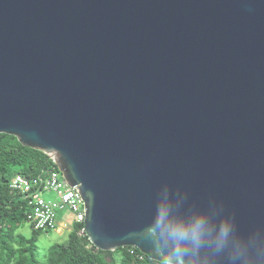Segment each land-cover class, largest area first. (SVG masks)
I'll list each match as a JSON object with an SVG mask.
<instances>
[{"label":"water","instance_id":"water-1","mask_svg":"<svg viewBox=\"0 0 264 264\" xmlns=\"http://www.w3.org/2000/svg\"><path fill=\"white\" fill-rule=\"evenodd\" d=\"M48 155L99 251L167 191L264 230V0H0V135Z\"/></svg>","mask_w":264,"mask_h":264},{"label":"clouds","instance_id":"clouds-1","mask_svg":"<svg viewBox=\"0 0 264 264\" xmlns=\"http://www.w3.org/2000/svg\"><path fill=\"white\" fill-rule=\"evenodd\" d=\"M159 264H264V230L241 234L233 216L170 191L144 229Z\"/></svg>","mask_w":264,"mask_h":264},{"label":"trees","instance_id":"trees-1","mask_svg":"<svg viewBox=\"0 0 264 264\" xmlns=\"http://www.w3.org/2000/svg\"><path fill=\"white\" fill-rule=\"evenodd\" d=\"M52 168L56 166L45 153L0 135V264H159L132 247L114 253L99 251L87 237L78 235L79 226L67 243L50 247L45 259H40L37 244L42 232L32 229L30 238L18 233L28 223L27 210L22 198L11 193L10 184L17 175L35 178Z\"/></svg>","mask_w":264,"mask_h":264},{"label":"built area","instance_id":"built-area-1","mask_svg":"<svg viewBox=\"0 0 264 264\" xmlns=\"http://www.w3.org/2000/svg\"><path fill=\"white\" fill-rule=\"evenodd\" d=\"M10 191L25 202L28 223L34 231L62 235L64 231L72 233L79 226L78 235L87 237L84 201L57 167L35 178L17 175L10 184ZM51 192L56 194V200L42 197Z\"/></svg>","mask_w":264,"mask_h":264},{"label":"rangeland","instance_id":"rangeland-1","mask_svg":"<svg viewBox=\"0 0 264 264\" xmlns=\"http://www.w3.org/2000/svg\"><path fill=\"white\" fill-rule=\"evenodd\" d=\"M43 198L47 199V200H56L57 196L54 192L51 193H45L42 195ZM18 233L30 238L32 235V228L31 225L29 223L24 224L19 230ZM70 232L69 231H64V233L58 234L56 232H49V233H42L37 247H38V255L40 257V259L44 260L46 257V253L49 250L50 247L56 245V244H65L68 242V238H69ZM115 260L117 263H119L120 261V256L119 255H115L114 256Z\"/></svg>","mask_w":264,"mask_h":264}]
</instances>
